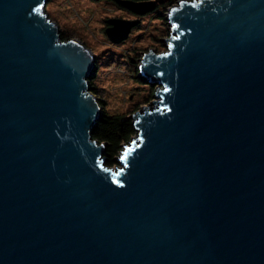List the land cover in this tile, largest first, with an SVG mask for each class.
Masks as SVG:
<instances>
[{"label": "water", "instance_id": "water-1", "mask_svg": "<svg viewBox=\"0 0 264 264\" xmlns=\"http://www.w3.org/2000/svg\"><path fill=\"white\" fill-rule=\"evenodd\" d=\"M48 2L0 0V264H264V0L171 4L110 167L95 49ZM116 3L112 45L164 1Z\"/></svg>", "mask_w": 264, "mask_h": 264}, {"label": "rangeland", "instance_id": "rangeland-1", "mask_svg": "<svg viewBox=\"0 0 264 264\" xmlns=\"http://www.w3.org/2000/svg\"><path fill=\"white\" fill-rule=\"evenodd\" d=\"M47 7L51 19L58 21L60 33H65L66 38L80 37L95 49L99 69L97 77L91 80L92 93L101 98L102 110H107L110 115L121 113L130 117L137 113L136 110H141L143 104L155 100L150 97L148 86H142L138 80V60L151 50L164 51L160 41L168 35L158 37L156 34L158 27L162 26L157 15L164 16L171 5L141 17L139 26L119 45L108 41L103 22L108 19L134 20L136 17L113 3L105 0H49ZM165 26L168 30L167 24Z\"/></svg>", "mask_w": 264, "mask_h": 264}, {"label": "trees", "instance_id": "trees-1", "mask_svg": "<svg viewBox=\"0 0 264 264\" xmlns=\"http://www.w3.org/2000/svg\"><path fill=\"white\" fill-rule=\"evenodd\" d=\"M99 1V0H98ZM113 3L118 9L126 11L119 7L116 1H132V2H146L151 0H105ZM174 3V0L168 1L167 6H170ZM164 5V6H166ZM127 12V11H126ZM155 12V11H154ZM158 19L162 21V26L158 27L157 35L158 37L166 36L169 34V31L166 28L164 16L162 14L157 15ZM137 28V27H136ZM67 35L63 32L60 33L61 41H66ZM158 39V38H157ZM140 81V79L138 78ZM142 86L143 83L140 81ZM91 84V82H90ZM150 92V97L154 94V89L148 87ZM92 90H94L92 88ZM135 135L134 127L132 121L128 119V116L125 114H107L102 111L100 118L97 120L96 125L92 131V139L98 143L105 144V166L110 167L115 165V159L117 158L123 145H126L131 138Z\"/></svg>", "mask_w": 264, "mask_h": 264}, {"label": "flooded vegetation", "instance_id": "flooded-vegetation-1", "mask_svg": "<svg viewBox=\"0 0 264 264\" xmlns=\"http://www.w3.org/2000/svg\"><path fill=\"white\" fill-rule=\"evenodd\" d=\"M91 1H94V0H91ZM162 1V0H161ZM164 3L161 5V6H158V8L155 10V11H158L159 8H162V6H164L167 2V0H163ZM129 13V12H128Z\"/></svg>", "mask_w": 264, "mask_h": 264}, {"label": "bare ground", "instance_id": "bare-ground-1", "mask_svg": "<svg viewBox=\"0 0 264 264\" xmlns=\"http://www.w3.org/2000/svg\"><path fill=\"white\" fill-rule=\"evenodd\" d=\"M168 1H170V0H167V2H166V3H168Z\"/></svg>", "mask_w": 264, "mask_h": 264}, {"label": "snow or ice", "instance_id": "snow-or-ice-1", "mask_svg": "<svg viewBox=\"0 0 264 264\" xmlns=\"http://www.w3.org/2000/svg\"><path fill=\"white\" fill-rule=\"evenodd\" d=\"M126 155H127V153H126Z\"/></svg>", "mask_w": 264, "mask_h": 264}]
</instances>
